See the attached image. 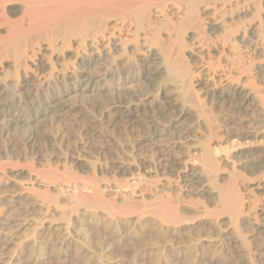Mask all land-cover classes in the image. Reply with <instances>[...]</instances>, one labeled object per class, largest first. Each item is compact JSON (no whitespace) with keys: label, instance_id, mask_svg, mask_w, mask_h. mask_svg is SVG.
Segmentation results:
<instances>
[{"label":"bare ground","instance_id":"6f19581e","mask_svg":"<svg viewBox=\"0 0 264 264\" xmlns=\"http://www.w3.org/2000/svg\"><path fill=\"white\" fill-rule=\"evenodd\" d=\"M187 60L196 62L197 68L191 70ZM1 63H8L10 70L0 69V97L11 88H15V90L17 88L15 91L17 95L19 89L24 91L21 93L24 95L20 98L18 96L21 94L17 96L14 95L15 93L7 98L6 108L3 106L4 110L0 111L6 115L17 112L18 114L15 116H18L20 111L27 110L26 105L33 107L38 101L36 96L42 91L54 88L60 90L61 88H71L69 91L79 90L81 94L86 93L87 95L99 88H111V80L118 76L120 79L114 83V88L133 85V88L141 89L135 97L107 106L106 113L110 109H122L120 113L123 122H129L137 127L152 128L158 137L165 136L171 141L184 140L188 138L189 131L194 130L193 128L197 126L199 129L201 128L204 137L216 136L211 139L212 141L217 138L218 130L226 126V123L232 118H236L237 121L243 120L249 124L253 121L264 126V0H0ZM133 68L138 70V77ZM81 86L83 89H80ZM194 86L199 89L194 90ZM154 88H159L163 93V100H161L163 102L157 100L154 91H152ZM199 92L201 97L197 95ZM202 100L206 101V105H202ZM205 107L207 110L209 107L215 116L211 117ZM226 108L230 111L227 112ZM10 109L14 112H11ZM131 110L135 113L140 112L138 116L134 114V120L131 117ZM140 115L147 116V121L143 120ZM185 117L190 121H187ZM156 118L162 119V122H157ZM106 120L105 124H108L110 119L107 117ZM247 134V137H251L250 133ZM184 136L186 137L184 138ZM148 143L153 153L163 154L166 151L163 147L155 146L152 140H149ZM206 146L203 145L205 148L201 150V153H197L196 159H193L203 165V173L192 172L188 175V171L183 178L178 177L177 181L181 179L184 183L182 188L187 190L185 198L191 199L194 194L198 193L206 203L212 204L213 207L203 202L206 205L201 204L205 206H202L203 209L195 199V203H199L197 205L203 211H196L197 207L195 206L194 209V205L191 203L190 206L192 205L196 215L186 216L183 210V213L177 210L178 206L175 207L174 202H171L174 200L167 194L168 192L164 199L162 198L164 194L157 192V189L156 192L151 190V184L158 182L150 179L154 181L152 183L146 178L144 179L147 184L151 182L150 186L146 184L150 188L143 189L139 188L142 187L141 185H137L139 188L137 192L135 189L138 188L134 186V190L127 188L128 192L133 193L132 198L129 197L130 195L127 196L131 193L117 197L116 194H111V191L108 192L111 195L105 197L104 192L106 193L108 189H120L119 187L126 183L118 186L116 180V183L105 184L106 180L104 179L102 184L105 182V185H102L95 176V179L93 176L92 179H89L88 175L83 178L73 173V176L76 175L77 178L69 176L75 179L67 185L72 188H70L72 191L66 196L69 201L67 210H64V206L61 204V197L64 196L62 193L64 189L61 188L60 197L58 195L52 197L44 190V194L41 193L42 195L39 196V191L36 192L35 188L32 190V188L25 187V190L22 189L23 194L35 191L38 196L35 195L36 198L33 194L32 196L35 198L33 205L24 208V210H20L15 205L6 206L9 203L6 201L8 202L5 204L6 209L0 211V248L7 249L9 246L17 245L16 242L20 243L22 236L25 239L26 231L32 227L34 237L31 236V241L25 239L28 241L26 246L24 245L26 251L31 248V250L40 252L49 247L52 249L50 251L57 256L67 257L66 252L70 247H73V243L81 241L74 237L84 236L89 230L88 227L86 229V225H92L88 224L85 219L91 217L94 220L98 217V213H101L102 216L99 214V217L108 226H111L112 232L120 233L121 231L119 232L117 228L120 225V220L122 221L121 218L126 220L124 215L131 217L135 213V216L140 220L150 217L153 224L157 225V229H160L159 232L164 230L165 233H175L179 228L190 226L194 221L196 224L200 223L196 226L199 235L196 240L193 239L194 242L188 241L190 245L187 247L183 246L182 241L176 243L181 248L182 246L187 248L188 252H184L190 256L198 255L201 251V253L207 254L209 263L215 259L219 263L221 260L216 256L219 254L217 253L218 244H221L219 238L224 240L226 237L237 245V250L239 249L240 254L233 258V264H264V211L260 209V214L259 211L255 212L253 217L250 216V212L249 215L246 214L248 216H245V210L243 211L242 207L243 193L240 189V183L249 180L244 174L250 173L253 181L255 180L257 183L258 190H264V154L245 156L240 160L242 161L240 170L232 169L230 174L224 176L220 173L216 160L213 158V150ZM167 154L164 153L162 157L164 158ZM160 166L166 172H170L172 169L171 161L166 158L162 159ZM87 169L92 171L95 168L89 164L86 166ZM184 169L187 170L186 166ZM48 171H36L31 168L29 171L27 170L26 176L29 183L43 181L48 185H54L55 182L59 184L57 182L60 180L58 172H55L56 170H53L54 173L51 170ZM66 176L68 175L66 174ZM66 180L68 181V178ZM165 180L168 182L170 179ZM138 183L141 184V182ZM152 186L154 188V185ZM181 194L179 193V195ZM135 195L139 196L140 201L134 200L133 196ZM146 195L151 197L152 203L150 199L147 203ZM111 196L112 198H110ZM175 196L177 197L178 194ZM141 200H144L148 205H145V202L143 201V203ZM10 203L12 204V202ZM184 205L188 206L186 203ZM187 208L185 209L190 210L189 206ZM59 213L60 219H52L51 216L57 218L58 215L55 214ZM78 214L82 215L83 219ZM71 217L74 218L73 222L65 223V220L68 218L66 222H69ZM61 219H65L64 222L56 221ZM140 220L135 219L138 222ZM222 220H226V222L221 223ZM57 222L58 224H56ZM223 224L227 230L223 228ZM201 225L203 226L199 227ZM140 227L142 228V226ZM120 230L123 231V229ZM245 232L251 233L250 238L244 237ZM98 234L100 236V233ZM193 234L195 235V232ZM95 235H97L96 232ZM163 235L165 238L164 233ZM166 235L170 236L167 233ZM187 236L189 237V235ZM103 237L101 243H97L98 247L93 246L92 242V247L84 246L83 244L89 243V241L85 242L86 239L83 237L82 245L91 248L93 253L96 248L102 247L101 253L94 254L96 257L94 258L99 264H107L103 258L106 257L107 252L110 253L109 247L111 249ZM157 237H154L155 240ZM159 237V240H156L154 244L157 245L162 239ZM172 237L171 239H173ZM162 241L164 240H161L160 243ZM95 242L99 241L96 239ZM83 246L80 245L81 250L80 247L78 248L81 252ZM150 246L153 245L150 244ZM150 246L149 248H151ZM173 248L176 249V247ZM86 251L89 250L86 249ZM252 252H255L254 255L251 254ZM27 254L29 255V253ZM173 254L177 253L174 251ZM162 256L160 258H164L166 255ZM81 257L83 256L81 255ZM164 259V262L167 261L168 264L173 263L170 255ZM1 260L0 262H2ZM88 261L91 263V259ZM54 262L56 263L57 260ZM86 263H88L87 260ZM221 263L226 264L225 261H221Z\"/></svg>","mask_w":264,"mask_h":264},{"label":"rangeland","instance_id":"374dc122","mask_svg":"<svg viewBox=\"0 0 264 264\" xmlns=\"http://www.w3.org/2000/svg\"><path fill=\"white\" fill-rule=\"evenodd\" d=\"M261 10L263 12V9H261ZM108 56H105V57L108 58ZM195 63L196 62H193V60H191V61L187 60V64L189 65L191 70L193 68H194L193 70H195V68H197V65ZM29 65L31 66V64H29ZM0 69L10 70L9 64L8 63H1ZM134 69L135 68H133V70ZM136 73H137L136 76L138 77V74H139L138 70L135 71V74ZM117 79H120V78H118V76H117V77H114L113 80H111V82H112V84L110 83L111 88H99L97 91H95L93 93H89L87 95H86V93L81 94V91H79V90H75V91L70 90L69 91V89H71V88H67V89L61 88V90L59 88H57V89L54 88L51 90L42 91L40 94H38L36 96V97H38V98H36V100L38 99V101H36V104L33 107L26 105L27 110L26 111L25 110L20 111L18 116H15L16 114H18L17 112L14 114H11V115H6V114H3L0 112V162L2 164V168L0 169V211L5 210L6 206H9V204L15 205L16 207L20 208V210H24V208L26 209V208H29L30 206H32L33 202L35 200L34 197H36L38 195L39 196L42 195L41 193L44 194V192H47L52 197L54 195H55V197H57V195L58 196L60 195L61 189H64V190H62V193L64 194V196L62 195L63 197H61V200H62L61 204H63L64 210H67L66 207H68L69 201H68L66 196L68 193H70L72 191L71 190L72 188L68 187L67 185L71 184L74 181L75 178H73V177L76 175H80L79 177H83V178H86V176L88 175L89 177L87 176V178H89V179H92V176L94 179H95V177H97L96 180L99 182L101 181V184H102V181L106 180V183L103 182L102 185H105L108 183H114L116 180H117L116 182H117L118 186L122 185V183H126L123 185L128 184L127 186L122 185L124 188L122 186H120L119 187L120 189H112V190L108 189L106 191V193L104 192V195L106 194L105 197H109V195H111L112 193L116 194L117 197H120L123 194L127 195L128 193H131L130 190L131 189L134 190L135 189L134 187L138 188V186L141 185L142 187H139V188L148 189L151 182L152 183L154 181L158 182L159 184L158 183L151 184V186H150L152 188L151 190L153 192H156V189H157V192H159L160 194H164V195H162L163 196L162 198H164V199H165L164 196H166L165 194L168 192L167 194H169V196L172 197L171 199L174 200V201L171 200V202H174L173 204L176 205L175 207L178 206L177 210H179V212H182V210H183L184 213L186 214V216L192 217V216L196 215V213H195L196 211L201 212L200 210H202V208L206 206L205 205L206 202L203 200V197L198 193L194 194L191 197L192 200L190 198H185V196L187 195V194H185L187 190H185L186 188H182V186H184V183L182 182L181 179L179 181H177L178 180L177 178L178 177L183 178L188 173V171H189L188 175H190L192 172L199 173V174L203 173V169H202L203 165L200 162H195V160H193V159H196V157H198V156H196L197 153H201V150H203L205 148V147H203V145L206 146V144H207L206 147H208V148L210 147L213 150V153H214L213 158H214V160H216V164L218 166V169L220 170V173L224 176H225V174L226 175L230 174L232 169H234V171L240 170V167H241L240 164L242 163V161H240V160L242 158H244L245 156H251L252 154H254L255 156L264 154V126L258 125L253 121L251 124H249L248 122H245L243 120L237 121L236 118L235 119L232 118L230 121H228L226 123V126L221 127L219 129L220 131L218 130V133H217L218 139L214 138V140H212V141H211V139H213V137H216V136H212L209 138L208 137L206 138V136L204 137L203 136L204 134L200 130L201 128L199 129L197 126H195L193 128L194 130L189 131V133H188L189 136L187 135L188 138H186L187 140L181 139V140L171 141V140H168L167 137H165V136H160V137L156 136V132L152 128H145L144 126H138L137 127L136 125H132L129 122H127V123L125 121L123 122V119L121 117L122 115L120 113V110H122V109H110L109 112L106 113V111H107L106 107L110 106V105L112 106L113 104H116V103H119L121 100H125V99L129 100L128 98L135 97L137 94H139L141 88H133V85L122 87V88L121 87L120 88H114V83H116ZM102 85H104V84L102 83ZM80 89H83V86H81ZM197 89H199V88L194 86V90H197ZM8 90H9V92H8ZM8 90L5 91L3 96L0 97V102H1L0 111L4 110V107L6 108L5 101L7 100V98H9V96H11L13 93H15L14 95H17L15 92L17 90V88H16V90H15V88L14 89L11 88ZM19 90H20L18 92L19 94L24 93L23 89H19ZM152 91H154L153 93L155 94L157 100H159L160 102H163V101H161V100H163V93L160 91V89L154 88ZM7 95H8V97H6ZM23 95L24 94H21L18 97L20 98ZM197 95H199L201 97L200 92L197 93ZM18 97H16V100H18ZM202 105H206L205 100H202ZM21 106H22V104H21ZM22 107H24V105ZM49 107H52V108H49ZM207 108L209 110H207L205 107V109L209 112V115L211 117H212V115L215 116L214 112L209 107H207ZM234 109H232V110L235 111ZM226 110H228L227 112L230 111L228 108H226ZM10 111L14 112V110H12V109H10ZM131 112L130 113L132 115L131 116L132 120H134L133 119L134 114H135V116L136 115L138 116L140 114V112L135 113L133 110H131ZM210 112H212V113L210 114ZM107 117H108V119H110V122L108 124H105V121H107L106 120ZM146 117L147 116H144V115L141 116V118L143 120L147 121ZM2 119H3V121H2ZM158 119H157V122L160 121L159 123H161L162 119H160V120H158ZM185 119H187V121H190L189 118H187V117H185ZM3 123H5V124H3ZM247 133H250L251 137H247L248 136ZM185 137L186 136H184V138ZM245 137H247V138H245ZM149 140H152V142L154 143L155 146L165 148L166 151H164L163 154L168 153L167 154L168 156L166 155L164 158H166L168 161L169 160L171 161L172 169L170 172H166V171H163L161 169L160 164H162V159H164L162 157L163 154L159 153V152L153 153L149 147V143H148ZM201 144H202V146H201ZM217 145L221 146V148H219V146H217ZM190 153H191V155H190ZM81 158H82V160H81ZM232 163L234 164V166ZM89 164L91 166H94V168H95L92 170L93 172L91 170H89L92 173L89 172L88 169L86 170V166H89ZM185 166L187 169L186 171H185V169L183 170V168ZM231 166L234 168H232ZM31 168L33 170H36V171L42 170V172H49L48 170H51L53 173H54L53 170H56L55 172H58V174H59V175L58 174H56V175H58L60 178V180H59V178H57L59 180V181H57V182H59V184L58 183L56 184V182H55L54 185H52V184L48 185V184L43 183V181L37 182L38 184L35 181L31 182L33 184L29 183L30 181H28V177L26 176V174H27V170L29 171V169H31ZM139 168H141V169H139ZM43 169H45V170L43 171ZM127 169H129V170H127ZM83 170H84V172H83ZM73 173L76 175L73 176ZM66 174L68 176H66ZM166 174H168V175H166ZM249 174L250 173L244 174L249 180L244 181L245 183L244 182L240 183V189L242 190L243 199H244L243 206H242L243 211L245 210L244 215L248 216L250 214V216L253 217L254 216L253 214L255 212L259 211V214H260V212H261L260 209H262V211H264V195H263L264 190H258L259 188H257L256 181L255 180L253 181V177L250 176ZM69 176H73V177L70 178ZM166 177H168V178H166ZM67 178H68L69 183H67L68 182L66 180ZM69 178H70V180H69ZM76 178H77V176H76ZM144 178H146L148 180L152 179L154 181L150 180L151 181L150 182L147 180L148 182H150V184L148 183L149 186H147L148 184ZM171 178H172V180H171ZM165 179H167V180L170 179V180H168V182H167ZM124 181H126V182H124ZM169 181L170 182L172 181V182L170 183ZM138 182H141V184ZM32 185H33V187H32ZM152 185H154V188ZM25 187L29 188V189L32 188V190H34V188H35V191L36 192L39 191V194L37 195V193H35V191L34 192H32V191L28 192L27 191L29 193V195L27 192H26L27 194H23L22 189L25 190L26 189ZM127 188L130 189L129 190L130 192H128ZM139 188L135 189V191L137 192L139 190ZM43 190H44V192H43ZM179 190H180V192H179ZM110 191H111V194H109ZM160 191H162V192H160ZM174 191H176V192H174ZM163 192H165V193H163ZM179 193L180 194L183 193V194H181L182 197H181V195H179ZM173 194H174V196H173ZM177 194H178V196L176 197L175 195H177ZM132 195H133V193L128 194L127 196L132 198ZM146 197H147L146 199L148 201L146 199H145V201H147V203H149V199H150V201L152 203L153 200L151 199V197H149V195H146ZM110 198H112V196ZM110 198L109 199L107 198V199L110 200ZM133 198L137 202L140 201L139 196H137V195L133 196ZM181 199H182V201H181ZM195 199L200 204L197 202L195 203V201H194ZM10 200H12V201H10ZM188 200L190 203L188 202ZM6 201H8L9 203ZM65 201H66V203L68 202L67 206H66ZM141 201L143 202L144 200H141ZM10 202H12V204ZM142 202H140V204L144 205L143 204L144 202L143 203ZM177 202H179V203H177ZM203 202H205V203H203ZM6 203H8V204H6ZM147 203L145 202V205H148ZM185 203H186V205H188L190 207L189 208L190 210H187L188 206L185 207V205H184ZM191 203L194 205V209H195V206L197 207V209H195L196 211H194V209H192L193 208L192 205L190 206ZM5 204H6V206H5ZM197 204H199L201 207L203 206L201 204H204L205 206H203L201 208V207H198ZM206 204L213 207L212 204H209V203H206ZM185 208H187V209H185ZM184 209L188 212H186ZM191 209L193 210V212ZM99 214H100V216H102L101 213H98V217L94 218V220L91 217L85 219V221L88 222V224H92V225H89V226L86 225V229L89 228V230L84 236H82V237L75 236L74 237V238L78 239L79 241L81 240L80 241L81 244L78 241L76 243H73L74 248L70 247L68 249L69 251L66 252L67 257L61 256V255L57 256L56 254L52 253V251H50L52 249L49 247L43 249L42 250L43 252L42 251L37 252L36 250H31V248L27 249V251L29 250L27 252L24 245L26 246V243H28V241H31L32 237H34V235H33L34 231H32L33 228L30 227V228H28L29 231H26L27 236L25 235V239H29L28 241H26L23 238L24 236H22V239H21L22 242L21 241H20V243L16 242L18 246L15 244V245L9 246L7 249L0 248V257H1L0 259H2L1 260L2 262H0V264H46V263L47 264H57V263L58 264H74V263L75 264L76 263H78V264H91L92 262H94V264H96L98 262L96 261V259H95L96 257L94 254L97 252L101 253L102 247L96 248L94 253L92 250H90L91 248L89 249V247L90 246L92 247V245L95 247H98V244L101 243L103 236H104L103 238L105 239V241L108 243V245L111 246V249H112L111 250L109 247L110 253L107 252L105 254L106 257L103 258L104 260H106V261H104V260L103 261L107 264H131V263L132 264H168L167 261L164 262V260H165L164 258L166 256H169V255L171 256V259H173L172 264H178V263L179 264H189V263L190 264H192V263L193 264H201V263H203V264L204 263L205 264H207V263L208 264H222L221 261H225L226 264H233V261H232L233 258L235 256H237L238 254H240L238 252L239 249L237 250V248H236L237 245L226 237L224 240L223 239L221 240L219 238L221 244L220 245L218 244V246H219L218 251L219 252L217 251V253H219V254L216 255L221 260L219 263L216 262L217 259H215L213 262L209 263V261L207 260L208 256H206L207 254L206 253L204 254L203 252L201 253V251L199 252L198 255L192 254L190 256V254L189 255L186 254L188 252L187 251L188 249L183 247V246L185 245L187 247L188 245H190V243L192 241L194 242V240H196V238L199 235V232L197 234L196 226H198L200 223L196 224L195 221H194L195 223L192 222L190 226H186V227L184 226V227L179 228L180 230L178 229L175 233L166 232L167 234H170V236H168V235H166L164 230H161L162 232H159L160 229H157L158 228V227H156L157 225L153 224L150 217H148V218L145 217L144 219L140 220L137 218V216H135V213H134L133 214L134 216L132 215L131 217H130V215H129V217H127L128 215H124L126 217V220H125V218H121L122 221L120 220V223L118 222L120 225L121 224L124 225V226L119 225L120 227L118 226V228H117V230H119V232L120 231L121 232L118 233L116 231L115 233H113L111 230L112 229L111 226H108L105 223V221H102V219L99 217ZM246 214H248V215H246ZM55 215H58V217L56 218L54 216L55 217L54 218L53 216H51L52 219H58L60 217V213L55 214ZM124 216H122V217H124ZM66 217L70 218L69 216H66ZM79 217L83 219L82 215H79ZM67 219L66 220L64 219L65 223H72L74 220V218L71 217V219H69V222H66ZM135 219L140 220V221L139 222L135 221ZM64 220L61 219V220H56V221H58L59 223H62V221L64 222ZM54 221H52V222H54ZM58 222L56 224H58ZM134 222L135 223L137 222V223L135 224ZM145 222H147V223H145ZM225 222H226V220H222L221 223H225ZM141 223L143 225H145L146 227L143 226ZM224 225L225 224H223V226ZM106 226H108V227H106ZM139 226H142V228L141 227L139 228ZM202 226L203 225H201L199 227H202ZM122 227H124V228H122ZM131 227L134 229H132ZM246 227H247V225H246ZM137 228H138V230H136ZM155 228H156V230H154ZM223 228L227 230V228H225V226ZM120 229H123V231ZM145 229L147 232L145 231ZM192 229H193V232H191ZM154 231H155V233H158V234L155 235ZM185 231L188 233H186ZM95 232L97 233V235H95ZM194 232H195V235L193 234ZM28 233H29V235H28ZM98 233H100V236ZM123 233L124 234L126 233V234L124 235ZM163 233L166 236L165 238H164ZM139 234H141L142 236ZM185 234H186V236L189 235V237L187 236L188 237L187 238L185 236ZM157 235H158V237L161 235L162 239H161V237H159V238L161 240H164V241H162L161 243H160L161 240L159 242L157 241L158 244L156 245L154 243L156 242V240H159ZM171 235L174 237H172ZM250 235H251L250 232H247V233L245 232L244 237L248 236L247 238H250ZM95 236L96 237L98 236V237L96 238ZM83 237H84V239H86L85 242L88 240L89 243L83 244L84 243ZM154 237H157L156 240ZM171 237L173 239H171ZM111 238L112 239L114 238V239L112 240ZM176 238H177V240H176ZM96 239L99 242H95ZM146 239H148V240H146ZM188 239H191V240H188ZM90 240H92V241H90ZM173 240H175V242H173ZM165 241H167V242H165ZM180 241L183 242L182 248L176 244V243H180ZM188 241L190 243H188ZM91 242H92V245H91ZM172 243H173V245H172ZM19 244H20V246H19ZM82 244L84 246L89 245V247L86 248L87 246L84 247ZM150 244L153 246H150ZM159 244H162V245H159ZM165 244H167V245H165ZM175 244H176V246H175ZM80 245L85 248V249L84 248L82 249L83 250L82 252L80 251L81 250ZM158 245H159V247H157ZM163 245L165 246L164 250H163V247H164ZM171 245L173 247H176V249H174ZM179 245L181 246L182 244H179ZM125 246H127V247H125ZM149 246L151 248H149ZM76 247H77V249H76ZM118 247H120V248L118 249ZM123 248H126V249H123ZM73 249H74V251H73ZM75 249L77 250V252H75L76 251ZM86 249L89 251H92V252L89 253V251H86ZM92 249L94 250V248H92ZM152 249H154V250H152ZM166 249H168V250H166ZM119 250H121V251H119ZM112 251H114V252H112ZM134 251H136V252H134ZM147 251L149 254L147 253ZM163 251H165V252H163ZM174 251L177 254H173ZM26 252L29 253V255ZM30 252H31V254H30ZM33 252L36 254L34 255ZM117 252H120V253H117ZM167 252H169V253H167ZM114 253L117 255H115ZM134 253H137V254H134ZM254 253L252 252L251 254L254 255ZM69 254H70V256H69ZM201 254H202V256H201ZM37 255H39L40 257ZM81 255L83 257H81ZM135 255L137 258L135 257ZM160 255L161 256L163 255L162 257H164L165 255L166 256L164 258H160L161 257ZM203 255H205L206 257ZM220 255H223V256H220ZM109 256H111L112 258ZM119 256H120V258H119ZM188 256L193 257L194 259H192ZM73 257L74 258L76 257L75 261H74ZM86 257H89V258H86ZM109 258H110V260H109ZM89 259H91V263L88 261ZM56 260H57V262L55 263L54 261H56ZM81 260H83L84 262ZM86 260L88 263H86ZM186 260L187 261L189 260L190 262L189 261L185 262ZM158 261H159V263H158ZM200 261H201V263H199ZM80 262H83V263H80Z\"/></svg>","mask_w":264,"mask_h":264}]
</instances>
